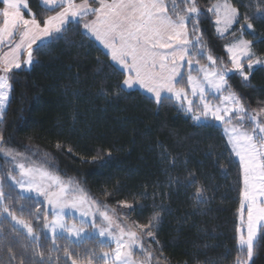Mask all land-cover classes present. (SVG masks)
Returning <instances> with one entry per match:
<instances>
[{
    "label": "trees",
    "instance_id": "16d2710c",
    "mask_svg": "<svg viewBox=\"0 0 264 264\" xmlns=\"http://www.w3.org/2000/svg\"><path fill=\"white\" fill-rule=\"evenodd\" d=\"M215 1L195 0L203 42L213 55L229 68L225 46L243 34L251 40L254 57L264 56V18L256 15L264 0H229L238 9V20L223 36L216 33L214 15L208 11ZM165 2L172 13V0ZM184 2L176 0L181 8ZM26 3L38 21L53 13L40 0ZM245 14L254 25L249 31ZM80 24L68 23L63 39L37 43L30 67L8 73L11 89L0 116V149L79 180L91 197L122 219L148 224L158 215L154 239L143 238V251L132 248V258L140 264H236L242 181L222 126L212 120L195 122L173 99L157 105L139 90H125L122 71ZM197 59L207 63L206 56ZM228 76L248 110L264 107V67H255L247 82L234 72ZM9 169L13 172L12 161L0 151L4 203L31 223L40 239L30 240L9 219L0 218V264H40L34 249L43 253V264H70L65 249L77 262L86 263L85 253H95L93 264H104L99 254L110 245L96 237L71 241L56 236L53 244L43 227L44 205L7 181ZM198 189L203 190V203L197 201ZM121 201L136 207L123 216L117 205ZM254 259L264 264V239L257 242Z\"/></svg>",
    "mask_w": 264,
    "mask_h": 264
},
{
    "label": "snow or ice",
    "instance_id": "6c2138e0",
    "mask_svg": "<svg viewBox=\"0 0 264 264\" xmlns=\"http://www.w3.org/2000/svg\"><path fill=\"white\" fill-rule=\"evenodd\" d=\"M57 2L58 0H44L45 4ZM0 3L3 5L0 8V16L3 18L0 25V43L17 33L20 38L10 50L11 58L0 57V70L5 74L13 69H20L22 64L30 66L33 63V45L38 41L63 39L65 25L70 19H82L91 13L95 19L84 22L83 28L107 50L111 61L121 68L124 87L131 89L138 85L151 94L157 105L163 100L175 99L186 112L193 113V119L196 121L211 118L230 125L232 119H236V125H232L230 130L225 129L229 143L239 156L245 185H248L250 179L259 182L253 183L251 192L246 188L241 193L242 206L247 201V228L246 235L243 226L237 228L236 239L240 256L236 264H255V246L260 239H264V107L248 111L242 95L232 90L228 83L229 72L237 73L247 82L254 66L264 64V60L254 57L251 41L241 39L226 45L231 68L224 67V61L218 60L203 42L197 19L200 10L195 0H185L182 8L177 6L176 0H172V13H169L165 0H93L91 3L90 0H82L80 4L75 3V0H59L60 10L42 22L31 12L30 19L22 14L21 6L28 7L26 0H0ZM208 11L213 12L214 9L209 8ZM215 15V24L220 25L223 22L225 26L223 30L216 28V32L223 36L224 32L237 22L238 9L225 4L223 17L219 7L215 8ZM256 15L264 18V8H260ZM244 22L248 29H253L254 25L247 14L244 15ZM21 49H24L27 55L22 62L19 59ZM204 56L207 63H201L200 59H197ZM185 66L188 69L186 83L185 73L182 71ZM10 89L11 83L7 75L0 76V109L8 101ZM209 89L216 93L219 103L213 104L208 99ZM245 119L252 122L251 130L243 127L242 121ZM0 141H3L2 136ZM237 145L241 146L239 150ZM0 151H3L5 156H11L14 161L21 155L13 154L11 149ZM16 167L19 169L20 178L13 175L9 169L8 179L20 185L22 190L43 197L46 206L51 207L52 219L49 221L45 211L43 227L52 232L53 244L58 230L66 232L69 236L79 237L84 231L83 226L77 228L75 225L66 224L61 213L66 207H82L87 202L86 198L73 195L76 189H70L60 176L46 169L29 167L23 163H18ZM191 180H195L194 175ZM6 198L3 178L0 177V214L6 213L15 225L26 229L30 240L39 241L40 237L32 224L18 218L4 203ZM197 201L205 202L202 189L197 190ZM119 203L128 210L136 207L125 201ZM92 204L96 206V212L104 224L98 225L93 214L90 227L96 229L100 237H108L116 245L111 252L103 253L104 264H140L132 258V248L140 247L143 251V238L147 236L154 239L153 228L159 216H153L148 224L134 222L131 226H126L123 221L117 222L106 206H101L95 201ZM21 211L23 212V209ZM81 214L87 217L89 212L83 211ZM30 215L39 218L38 213ZM245 250L246 260L243 258ZM33 254L40 255V264H43V253L34 249ZM64 255L72 260V264H77V259H73L67 249ZM77 256L79 258V254ZM85 256L86 264H93V260L97 259L95 253H85ZM143 264H147V260Z\"/></svg>",
    "mask_w": 264,
    "mask_h": 264
},
{
    "label": "rangeland",
    "instance_id": "374dc122",
    "mask_svg": "<svg viewBox=\"0 0 264 264\" xmlns=\"http://www.w3.org/2000/svg\"><path fill=\"white\" fill-rule=\"evenodd\" d=\"M93 2V0H90V3ZM225 4H228V5H231V2L229 0H217L215 1L214 3H212L211 7L210 8H213L214 11L212 12L213 15H214V24H215V20L217 19L216 15H215V8L219 7L220 8V15L221 17H223L224 15V5ZM94 6V5H93ZM234 7V6H233ZM56 12V11H54ZM89 17V16H88ZM84 19L85 17H83L82 19L81 18H77L75 20H72L70 22H75V21H80V25H81V29H82V23L84 22ZM237 20H238V16H237ZM68 22V23H70ZM67 23V24H68ZM237 22H234L230 28H228V30L226 32H224V35L226 33H228L232 28L233 26L236 24ZM66 24V25H67ZM65 25V27H66ZM217 27H220L221 30L224 29V24L223 22L220 24V25H216L215 24V30ZM245 28L249 31L251 29H248L247 26L245 25ZM217 33V32H216ZM218 34V33H217ZM219 35V34H218ZM248 40V41H251L249 39H247L243 34H240L236 37H234L232 40H230L226 45L228 44H233L235 43L236 41H239V40ZM251 51L252 53H254L253 51V48H252V45H251ZM227 53V51H226ZM228 55V53H227ZM255 58H259L261 60H264V56H257ZM229 61V60H228ZM230 62V61H229ZM258 66H262L264 67V64H260V65H255V67H258ZM30 66L29 65H25V68H29ZM231 68V62H230V66H229V69ZM245 68H246V63H245ZM187 71L188 69H186V79H187ZM194 74V73H193ZM8 76V74H7ZM225 95H227V93L225 92L224 93ZM9 95V93H8ZM208 99L213 103V104H217L219 103V99L216 95L215 92H213L211 89H209L208 91ZM175 100V99H174ZM176 101V100H175ZM7 102H5V105L2 109H0V116L2 114V112L4 111V109L6 108V105H7ZM178 104L179 102L176 101ZM180 105V104H179ZM183 109V108H182ZM185 112L186 110L183 109ZM248 111H251V110H248ZM187 115H189L192 119H193V113H188L186 112ZM194 120V119H193ZM207 120H212L211 118H208V119H201L200 121H196L194 120L195 122H205ZM236 119L233 118L232 121H231V124L230 125H226V124H223V123H220V122H216L214 120L215 123L217 124H220L222 126V133L226 139V142L228 144V147L230 149V152L232 154V157L237 161L238 163V166H239V170H240V175H241V181H242V190H241V193L242 191H244L246 188L248 189V191H252L253 190V183H256L258 184L259 182L258 181H253L250 179L248 185H245V181H244V173H243V169H242V166H241V162H240V159H239V156H237L235 154V152L233 151V145L231 143H229V136H228V132H226V128H228L230 130L231 126L232 125H236L237 122H233L235 121ZM242 124H249L250 127H245L243 126L244 128L248 129V130H251V127H252V122L245 119L244 121H242ZM241 146L240 145H237V149L239 150ZM8 158L12 161V165H13V172L12 174L17 176L18 178H20V173H19V169L16 167V165L18 163H23L25 164L26 166H29V167H33V168H36V167H41L43 169H46L47 171H49L50 173L54 174V175H58L60 176L61 180L63 181L64 184L68 185L70 189H76L77 191H74L72 194L75 195V196H82V197H85L87 202L83 204L82 207H77V208H73V207H66L63 209V212L61 213V215L63 216L64 218V222L68 225H75L77 228L83 226L84 228V231L81 233V235L79 237L77 236H69L66 232H62L60 230L57 231V234L56 236H64L66 237L67 239L71 240V241H79V240H83L85 238H90V237H96L98 238V240L102 243H106L108 245H110V249L108 250H105V251H102L100 254H99V257L100 259L103 261V253L104 252H111L112 250L115 249L116 245L114 243V241H112L111 239H109L108 237H100L99 234H98V231L96 229H93L90 227L91 225V222H92V219H93V214H95V219H96V223L98 225H102L104 224V221L99 217L98 213L96 212V206L92 204L93 201L97 202L99 205L101 206H106V208L109 210V212L111 214H113L114 218L117 219V222H120V221H123V224L126 225V226H131L132 223H134V221H131V220H126V219H122L119 217V215L116 213V211L110 207L108 204L104 203V202H101L93 197H91L87 191V189L85 188L84 184L82 182H80L79 180H71L70 178H66V177H63L61 176L60 174L56 173V172H53L52 169H50L49 167L45 166L42 162H39V161H33V162H30L28 160V158L26 157H23V156H18L16 158V160L14 161L12 159L11 156H8ZM7 181L12 184L17 190L18 192L23 195V196H31L39 201H41V203L44 205L45 207V210L47 212H49L51 214V207L50 206H46L45 204V200L43 197H40V196H37L36 193L34 192H29L27 190H22L20 185L18 184H14L11 180L8 179V174H7ZM129 204V203H128ZM91 205V207H90ZM117 205L120 207L121 209V212H122V215L123 216H126L127 215V211L128 209L127 208H124L120 205V203H117ZM101 210H103V207L101 208ZM83 211H88L89 212V215L87 217L83 216L81 213ZM241 216H243V220H241ZM2 217H5L7 219H9L10 223L17 229H19L20 231H22L26 236H27V231L26 229H24L22 226L20 225H15V222H13L11 220L10 217L7 216V214H0V218ZM18 218H20L19 216H17ZM22 219V218H20ZM52 219V215L51 217L49 218V221H51ZM24 220V219H23ZM237 221H238V227H241L243 226V229H244V234L246 235V228H247V201L244 202L243 206H242V196L240 195V205H239V208H238V211H237ZM46 234L53 238V234L52 232L49 230V229H44ZM118 234V233H117ZM247 259V258H246ZM70 264H72V261H70ZM77 264H86V263H81V262H77Z\"/></svg>",
    "mask_w": 264,
    "mask_h": 264
},
{
    "label": "crops",
    "instance_id": "0c3cea01",
    "mask_svg": "<svg viewBox=\"0 0 264 264\" xmlns=\"http://www.w3.org/2000/svg\"><path fill=\"white\" fill-rule=\"evenodd\" d=\"M81 2H82V0H75V3H77V4H80ZM40 3H41V5H42L44 8L53 11V13L50 14L49 16L55 15L56 12L60 10V7H59V0H58L57 4H45V3H44V0H40ZM96 6H98V5H96ZM2 7H3V5H2V3H0V8H2ZM21 11H22V14L25 16V18H28V19L31 18V16L29 15L30 10L28 9V7H27V8H24L23 6H21ZM54 11H56V12H54ZM88 16H89V17H88ZM46 18H47V17H46ZM46 18H45V19H46ZM89 19H95V17L92 16L91 13H89L87 16H85L84 22L88 21ZM72 20H73V19H70L69 22L72 21ZM84 22L82 23V31L84 32V34H85L86 36H88L91 40H93V41L96 43V45H97L98 47H100V48H101V49L107 54V50H106V49H105V48H104V47H103L98 41H96L95 38H94L90 33L87 32V30H85V29L83 28V24H84ZM2 23H3V18H2V16H0V25H2ZM66 24H67V23H66ZM19 39H20V38H19V34L17 33V34H15L14 37L9 38L8 40L4 41L3 43H0V57L11 58V52H10V50L14 47L15 43L19 42ZM39 42H41V41H38L37 43H39ZM34 46H35V45H33V47H34ZM163 51H164V50H161V52H163ZM6 54H8L7 57H6ZM107 55H108L109 58H110V55H109V54H107ZM26 58H27V55H26L25 50H24V49H21V50H20V53H19V59H20V61L22 62V61H23L24 59H26ZM110 61H111V58H110ZM111 62H112V61H111ZM112 64H113L115 67H117L118 69L121 70V68H120L117 64H115L114 62H112ZM22 67L25 68V64H22ZM0 68H2V65H0ZM186 69H187V68L184 67V68H182V71L186 73ZM121 71H122V70H121ZM7 74H8V73H7ZM7 74H5L2 70H0V76H4V75H7ZM123 79H124V78H123ZM122 81H123V80H122ZM122 87H123L125 90H134V89L139 90L140 92H142V93H144V94L150 96L151 98H153V97L151 96V94H149V93H147L145 90L141 89L138 85H137V86H134V87L131 88V89H128V88L124 87L123 84H122ZM173 100H174V99H173ZM174 101H175V100H174Z\"/></svg>",
    "mask_w": 264,
    "mask_h": 264
}]
</instances>
